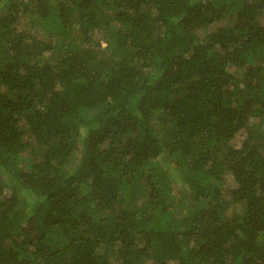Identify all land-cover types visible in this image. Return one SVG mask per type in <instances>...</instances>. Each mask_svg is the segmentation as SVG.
I'll return each mask as SVG.
<instances>
[{"label":"trees","instance_id":"trees-1","mask_svg":"<svg viewBox=\"0 0 264 264\" xmlns=\"http://www.w3.org/2000/svg\"><path fill=\"white\" fill-rule=\"evenodd\" d=\"M0 264H264V0H0Z\"/></svg>","mask_w":264,"mask_h":264},{"label":"rangeland","instance_id":"rangeland-1","mask_svg":"<svg viewBox=\"0 0 264 264\" xmlns=\"http://www.w3.org/2000/svg\"><path fill=\"white\" fill-rule=\"evenodd\" d=\"M238 139H235L233 142H235V143H237L238 142V144L240 143V140H239V137H237Z\"/></svg>","mask_w":264,"mask_h":264}]
</instances>
